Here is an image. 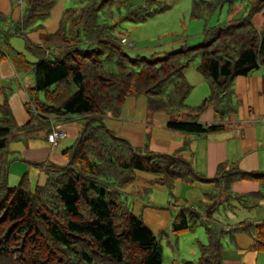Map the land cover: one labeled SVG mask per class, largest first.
<instances>
[{
  "label": "trees",
  "instance_id": "trees-1",
  "mask_svg": "<svg viewBox=\"0 0 264 264\" xmlns=\"http://www.w3.org/2000/svg\"><path fill=\"white\" fill-rule=\"evenodd\" d=\"M59 1L27 0L17 20L0 12V64L10 60L19 73H34L32 99L27 104L31 119L24 125L18 124L10 105L13 83L0 79L4 97L0 106V264H163L158 236L121 199L139 181L140 173L154 175V182L175 201L179 180L191 185L213 183L219 192L209 194L210 200L217 201L226 192L227 198L207 214L192 206L178 207L171 224L174 235L199 224L208 234V242L200 244L198 260L186 264H224L226 242L235 240L241 231H253L257 249L264 252V221L226 225L213 217L215 211H222V202H228L223 209L227 211L231 199L249 210L259 207L264 202V174L231 170L208 179L185 157L139 151L105 123L108 117H120L130 99L144 96L151 112L168 115L167 126L172 130L198 135L221 128L203 124L201 116L210 107L222 120L237 114L236 79L264 65V24L255 23L264 0H229L231 11L244 6L246 15L215 26L209 32L211 39L198 46L154 60L129 54L124 37L118 38L114 26L100 22L101 11L109 5L105 18L112 17L109 11L116 6L123 20L142 23L170 8L173 0H75L89 1L82 14L69 25L71 9L65 10L59 29L46 33L43 44L33 43L26 28H42ZM215 6L196 1L193 15L200 18ZM3 23L14 32L2 29ZM13 34L27 39L37 61H29L25 53L14 49L9 42ZM197 58V70L208 79L210 94L199 105H190L192 85L184 70ZM72 117L86 120L76 142L63 151L68 162L51 165L43 185L32 187L25 175L19 185L10 186L12 144L43 131L48 136L52 119ZM239 180L255 181L260 190L234 194L232 185Z\"/></svg>",
  "mask_w": 264,
  "mask_h": 264
},
{
  "label": "crops",
  "instance_id": "crops-1",
  "mask_svg": "<svg viewBox=\"0 0 264 264\" xmlns=\"http://www.w3.org/2000/svg\"><path fill=\"white\" fill-rule=\"evenodd\" d=\"M22 1L0 0V12L11 15L14 20L20 19L24 10ZM46 33L47 31L40 33L43 42ZM24 74L28 75L30 72L19 73L10 60L0 64V79L11 81L15 89L10 105L20 125L28 123L31 119L27 104L31 102V90L34 86L32 79ZM184 75L192 85L187 101L190 105H199L210 94V83L197 70V66L187 67ZM234 90L239 103L237 114L222 120L216 115L214 108L210 107L202 114L201 122L206 125H221V128L205 134H187L170 129L167 126L170 120L168 115L161 112L152 114L148 105L146 108L145 105L138 104L139 98L130 99L120 117H108L105 123L118 135L129 139L139 151L185 157L198 174L208 179L231 170L264 174V65L249 76L238 77ZM130 102L134 103L131 105ZM3 103L4 97L0 95V106ZM76 118H64L57 122L58 128L68 133L57 146L48 141L45 131L39 136H22L15 141L11 147L13 160L9 167V181L16 183L28 175L31 179L35 177L39 185L45 184L51 165L60 166L68 162L63 151L76 142L84 124H80ZM139 176L137 183L141 186L146 183L163 189L154 182V175L141 173ZM199 183L191 185L182 180L177 182L175 195L181 199L179 206L183 207L186 199L207 205L209 194H196L200 189ZM258 190L259 183L251 180H239L232 185L234 194H248ZM226 198L224 192L219 201ZM229 204L227 211H215L213 217L226 225H237L243 221H264V202L253 210L242 207L235 199H231ZM192 207L196 209L195 206ZM140 211L139 209L138 213L136 212L137 215H140ZM211 211L212 209L207 213ZM148 214L150 218L155 217L152 220L154 223L171 218L169 214L160 215L155 210L149 211ZM226 243L224 264H264V252L257 249L253 231H241L237 233L235 240Z\"/></svg>",
  "mask_w": 264,
  "mask_h": 264
},
{
  "label": "rangeland",
  "instance_id": "rangeland-1",
  "mask_svg": "<svg viewBox=\"0 0 264 264\" xmlns=\"http://www.w3.org/2000/svg\"><path fill=\"white\" fill-rule=\"evenodd\" d=\"M26 1L27 0H23L21 5L24 6ZM196 1L213 2L216 6L213 12L203 11L202 16L196 18L193 15L194 2ZM88 2L89 1L82 3L75 0H60L42 28L38 30L26 28L27 37L33 43L40 44L39 42H41L43 44V41L40 39V33L42 31L52 33L59 29L63 13L65 10L69 9L71 10H69L70 20L68 24L71 25V23L82 14V9ZM170 2L172 4L170 8L154 13L147 21L142 23L123 20L116 6L112 8L113 11H109L110 15L113 13L112 17L105 18V12L109 10L108 5L101 11L100 22H106L114 26L113 32L118 38L127 37L134 42L135 45L133 47H125L129 54L133 56L138 54L154 60L157 56L165 55L174 50L198 46L206 40L211 39L212 36L209 32L215 26L237 21L246 15L244 6L240 7V5H238L236 9L231 11L229 0H173ZM123 11H125L124 8ZM255 23L258 27L264 24V10L255 16ZM1 27L7 31L10 30L14 32L13 29H10L9 24L3 23ZM9 42L16 51L25 53L29 61L33 62L38 60L28 49L27 39H25V37L15 34L9 35ZM81 45L83 47L87 46L86 44ZM50 58H54V56L50 55ZM198 62L199 58L191 64V67L197 66ZM24 75L26 76L27 74ZM27 76L34 82L33 72H30ZM26 80L27 78H25V82ZM39 98L42 100L45 99L44 92L39 93ZM139 99L140 101H138V104H143L147 108L148 104L146 97L142 96L139 97ZM130 103L132 105L134 102ZM151 113L153 114V112ZM154 113L155 115L157 114L156 112ZM76 119L80 121V124L86 120L82 117H77ZM32 178L33 179L29 177L32 187H35L38 183L35 177ZM20 181L21 180L14 183L10 180L9 185H19ZM198 185L200 189L196 191L197 195H203L204 193L217 194L219 191L213 183L206 184L200 182ZM162 188L163 189L160 190L158 187L154 188L151 185H146V183L144 186H141L136 182L135 185L133 184L122 193L121 199L130 206L135 214H137L140 209V215L143 216L146 224L149 225L158 236L163 248V264H186V262H195L200 256V244H206L208 242V234L205 226L199 224L187 233L174 235L171 231V224L177 214L180 204L179 201L181 199L175 201L170 192L166 188ZM223 194L222 192L220 199H222ZM218 202L219 199L217 201L211 199L207 202V205L204 206L199 204L197 200L189 201L186 199L184 206H195L196 210L207 214ZM173 203H175L176 206H173ZM226 203H221L220 207H222V213L225 212L223 211L224 205H228V202ZM151 210H155L157 213L159 212L160 215L163 213V215L168 216L169 214L171 218L165 220L161 219V221L154 223L152 220H154L155 217L150 218L148 214Z\"/></svg>",
  "mask_w": 264,
  "mask_h": 264
},
{
  "label": "built area",
  "instance_id": "built-area-1",
  "mask_svg": "<svg viewBox=\"0 0 264 264\" xmlns=\"http://www.w3.org/2000/svg\"><path fill=\"white\" fill-rule=\"evenodd\" d=\"M122 43L128 47H133L135 45L133 41L129 40L126 37L123 38ZM67 135L68 134L65 130L58 128L57 121L55 119H52L50 133L48 136L49 142L52 145L57 146L62 139L67 137Z\"/></svg>",
  "mask_w": 264,
  "mask_h": 264
}]
</instances>
